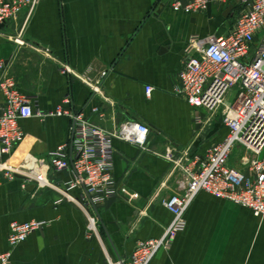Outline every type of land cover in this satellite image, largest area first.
<instances>
[{
	"label": "crops",
	"instance_id": "obj_1",
	"mask_svg": "<svg viewBox=\"0 0 264 264\" xmlns=\"http://www.w3.org/2000/svg\"><path fill=\"white\" fill-rule=\"evenodd\" d=\"M175 1L46 0L29 18L24 10L0 29L6 73L21 93L35 98V111L43 114L20 121L25 139L9 156L10 164L67 189L74 173L56 172L49 160L72 138L73 120L49 115L60 106L83 113L110 133L127 122L151 130L144 148L114 140L113 177L127 194L95 207L72 202L57 189L0 174V254L10 250L13 222L46 223L12 250L13 264H126L140 242L161 238L172 223L163 201L182 191L178 160L205 156L225 141L228 130L221 117H208L176 90L191 39L227 36L238 8L213 4L210 13L191 15L175 12ZM148 86L153 88L150 97ZM237 152L245 153L236 147L229 166L244 172L240 158L232 161ZM68 194L78 201L85 198L82 187ZM87 210L95 218L94 231ZM185 220L186 230L150 264H264V218L251 210L201 192Z\"/></svg>",
	"mask_w": 264,
	"mask_h": 264
},
{
	"label": "built area",
	"instance_id": "obj_2",
	"mask_svg": "<svg viewBox=\"0 0 264 264\" xmlns=\"http://www.w3.org/2000/svg\"><path fill=\"white\" fill-rule=\"evenodd\" d=\"M46 0H0V25L16 20L24 10L27 18ZM234 3L238 14L227 36H195L186 49L184 68L179 74L176 94L195 109L204 110L208 117L220 114L228 135L224 142L213 146L205 156L181 158L177 162L182 172V191L163 206L173 215V221L159 239L140 242L126 264H150L161 250H169L175 237L187 228L185 213L201 192L249 209L257 218H264V0H188L175 1V12L199 14L209 4ZM18 44H23L17 39ZM6 64L0 61V174L4 179L22 178L39 187L54 188L72 202L95 207L117 199L121 193L113 177L115 139L144 148L151 130L148 126L127 122L116 133L93 125L83 113L63 106L49 115L73 120L70 142L50 153V166L56 172L70 170L74 180L65 184L66 190L42 174H33L21 166L10 164L8 158L24 141L21 120L43 117L34 108V97L23 94L16 80L8 75ZM99 89H95L98 93ZM153 88H146L147 97ZM65 104H70L66 98ZM95 113L99 110L95 108ZM101 115V114H100ZM197 123L203 119L196 117ZM245 153L240 163L246 171L229 166L236 147ZM82 187L85 198L78 201L68 191ZM138 194L131 195L137 199ZM89 228L96 230L95 218L86 211ZM45 222H13L8 238L10 250L0 254V264L12 263V250L25 243Z\"/></svg>",
	"mask_w": 264,
	"mask_h": 264
},
{
	"label": "rangeland",
	"instance_id": "obj_3",
	"mask_svg": "<svg viewBox=\"0 0 264 264\" xmlns=\"http://www.w3.org/2000/svg\"><path fill=\"white\" fill-rule=\"evenodd\" d=\"M219 117H221L220 116V114H219ZM219 120H220V118H218ZM221 122V121H220ZM239 158H240V160H241V152H237V153H235L234 154V156H233V158H232V161H234V162H238L239 161ZM231 159V158H230Z\"/></svg>",
	"mask_w": 264,
	"mask_h": 264
},
{
	"label": "water",
	"instance_id": "obj_4",
	"mask_svg": "<svg viewBox=\"0 0 264 264\" xmlns=\"http://www.w3.org/2000/svg\"><path fill=\"white\" fill-rule=\"evenodd\" d=\"M232 9V8H231ZM212 10V4H209L207 12L210 13ZM4 28V25H0V29Z\"/></svg>",
	"mask_w": 264,
	"mask_h": 264
}]
</instances>
